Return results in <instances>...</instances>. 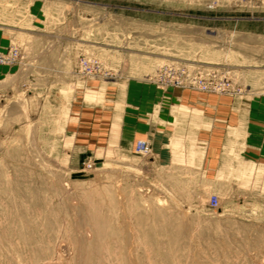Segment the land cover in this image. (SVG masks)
I'll list each match as a JSON object with an SVG mask.
<instances>
[{
    "label": "rangeland",
    "instance_id": "rangeland-1",
    "mask_svg": "<svg viewBox=\"0 0 264 264\" xmlns=\"http://www.w3.org/2000/svg\"><path fill=\"white\" fill-rule=\"evenodd\" d=\"M128 81L237 109L264 96V0H0V264H264V166L237 151L242 110L216 176L200 166L197 110L175 111L191 143L172 141L174 166L146 139L76 146V94L93 104L103 92L89 88L118 84L123 97Z\"/></svg>",
    "mask_w": 264,
    "mask_h": 264
},
{
    "label": "crops",
    "instance_id": "crops-1",
    "mask_svg": "<svg viewBox=\"0 0 264 264\" xmlns=\"http://www.w3.org/2000/svg\"><path fill=\"white\" fill-rule=\"evenodd\" d=\"M125 85L123 97L118 84L107 85L104 89L103 86L89 88L98 94L103 92V99L93 104L84 100L86 88L76 94L67 133L82 151L89 153L112 148L133 152L136 141L146 139L158 163L174 166L176 156L172 152V141L178 138L186 147L191 143L188 124L183 123L176 131L175 111L183 109L181 119L187 122L189 112L197 110L203 114L202 121L210 122V129L199 128L196 131V143L202 144L204 153L200 166L204 172L209 171L216 176L221 162L225 163V170L229 157L234 153L238 132L233 131L227 137V155L225 139L229 129L240 126L242 110L246 115L243 116L246 118V133L244 147H239L237 151L245 160L264 166V96L248 98L237 109L236 99L233 98L195 97L189 93L175 92L169 94L141 81H128ZM117 118L119 121H116ZM112 140H117L116 146H111ZM223 171L219 174L222 180Z\"/></svg>",
    "mask_w": 264,
    "mask_h": 264
},
{
    "label": "bare ground",
    "instance_id": "bare-ground-1",
    "mask_svg": "<svg viewBox=\"0 0 264 264\" xmlns=\"http://www.w3.org/2000/svg\"><path fill=\"white\" fill-rule=\"evenodd\" d=\"M150 150V147H149V144L147 142H138L137 146H136V152L139 154V155H142V156H146L149 154V151ZM213 201H216L217 205L216 207H218V200L216 198H214ZM214 206V204H213Z\"/></svg>",
    "mask_w": 264,
    "mask_h": 264
},
{
    "label": "built area",
    "instance_id": "built-area-1",
    "mask_svg": "<svg viewBox=\"0 0 264 264\" xmlns=\"http://www.w3.org/2000/svg\"><path fill=\"white\" fill-rule=\"evenodd\" d=\"M213 204H214V207H216V205H217L216 201H213Z\"/></svg>",
    "mask_w": 264,
    "mask_h": 264
}]
</instances>
